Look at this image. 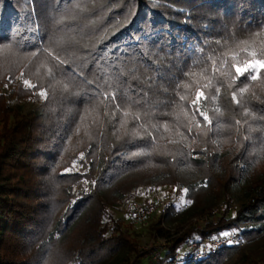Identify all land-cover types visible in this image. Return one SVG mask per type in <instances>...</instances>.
<instances>
[{
    "label": "trees",
    "instance_id": "1",
    "mask_svg": "<svg viewBox=\"0 0 264 264\" xmlns=\"http://www.w3.org/2000/svg\"><path fill=\"white\" fill-rule=\"evenodd\" d=\"M262 48L264 0H0V264H156L123 219L164 188L167 222L205 220L162 256L235 232L182 264H264V70L230 86Z\"/></svg>",
    "mask_w": 264,
    "mask_h": 264
},
{
    "label": "built area",
    "instance_id": "2",
    "mask_svg": "<svg viewBox=\"0 0 264 264\" xmlns=\"http://www.w3.org/2000/svg\"><path fill=\"white\" fill-rule=\"evenodd\" d=\"M168 198H163L160 201H150L146 203H141L139 201H135L131 205V211L129 215L134 222V224H139L146 220L148 216L154 213L155 209L158 205H163ZM228 210H231V206H228ZM213 212H216L214 210ZM169 232V237H159L157 236L158 240L162 243L166 242L167 239H173L176 237V233H172L170 229L167 230ZM231 235L225 237L224 234L215 237H204L199 239L198 241L189 242L184 249V252L175 251L168 256H162L161 251L163 247H156L155 251L153 252L152 258L156 262V264H182L183 260L188 256H191L195 259L204 258L208 254L217 253L221 248H224L228 245H243L241 237L239 234L235 232H229ZM231 240L233 243H228ZM239 241V243H235V241ZM142 244L144 246L143 249H148L147 241H143L141 238Z\"/></svg>",
    "mask_w": 264,
    "mask_h": 264
},
{
    "label": "rangeland",
    "instance_id": "3",
    "mask_svg": "<svg viewBox=\"0 0 264 264\" xmlns=\"http://www.w3.org/2000/svg\"><path fill=\"white\" fill-rule=\"evenodd\" d=\"M164 197L168 198V201H166L163 205H158V207L155 209L154 213H152L150 216H148V218L146 220H144L143 222H141L139 224H135V225L130 223L129 212L131 211V205L133 202L139 201L141 203H146V202H150L153 200L160 201ZM186 203H187V200L184 198L181 190H173L170 188H164L159 192L158 196L153 197L149 200H142L141 198L134 199L130 204V207L128 210V217L124 218L123 220H126L129 222V224L131 226V231L133 234H139L138 235L139 240H141V238H142L143 241L144 240L147 241L148 249L156 248L159 246L164 247V245L166 246V242L161 244V242L157 238L156 231H152L150 229L151 223L153 224V222L158 221V226L155 227L156 229H164V230L170 229V231H172L173 234L175 232H177L176 235H180L181 233H183L185 230L189 229L193 225L199 226L204 222L205 218L199 217L200 215H198V217H196V218H192V219L188 218V219H185L184 221L176 222V223H173V222L170 223V222L166 221L165 216H164L166 214V212H168L170 209H172L174 207L180 208V205L184 207ZM219 203H221V202H219ZM218 205H217L218 206L217 209L221 210V209L227 207L228 203H226V205L225 204H221V205L218 204ZM223 205H225V206L223 207ZM230 206L232 207L231 211H233L235 208L234 205H230ZM215 208L216 207H214L210 211L211 215L214 213L213 212L214 210H217ZM231 211H228V212L230 213ZM142 246H144V245L140 243V248H143ZM242 246H244V244L241 245L240 247H242ZM143 250H145V249H143ZM162 255H164V252ZM143 264H149V263L147 260H145L143 262Z\"/></svg>",
    "mask_w": 264,
    "mask_h": 264
},
{
    "label": "snow or ice",
    "instance_id": "4",
    "mask_svg": "<svg viewBox=\"0 0 264 264\" xmlns=\"http://www.w3.org/2000/svg\"><path fill=\"white\" fill-rule=\"evenodd\" d=\"M259 35V34H257ZM33 56L36 55V52L33 51L31 53ZM49 55L51 56L52 53L49 52ZM259 55L261 56H264V48L260 49V52H259ZM251 56L252 58L251 59H247L244 61V65L243 67H240V66H237V65H233V67L235 68V75H233L231 77V80H232V85L230 86H234L235 85V82L236 80L239 78V77H245L246 79H250L251 81H258L259 79H261V70H264V58H261V59H256L255 57L257 56V52H252L251 53ZM54 59H57L58 63L59 64H63L64 62L62 60H59L58 57H53ZM51 72V70H49ZM218 72H220L219 69H217ZM221 75H227V73H221ZM21 76H23V73H21ZM23 85L27 86V88L31 89V88H35L36 86L33 85V84H30L29 80L27 79H24L22 81ZM88 83H91L90 81H88ZM211 85V82H209V84H206L204 87H209ZM221 85L219 86H214L215 87V95H213L211 97V99L215 100L220 92H221ZM247 91L246 88H238L236 91H233L232 92V101L233 103L237 104V105H240L241 104V100L238 99V93L240 95H243V93H245ZM41 97H46L47 96V93L45 91H40L38 93ZM97 95H99V93H97ZM253 95L255 96V93H253ZM105 98L106 99H110L111 102L113 104L116 105L117 108H119V104L116 103L117 101V96L112 93V94H105ZM202 98H204V92L200 89L197 90V93H196V97L195 99L192 101V105L195 107V112L193 113V116H192V119L195 121V125L196 127H200L201 126V122L199 120H195V115L198 114L200 117L203 118V122H204V127L207 128L209 131H211V125L213 124V120L209 117L207 111H201L200 110V101L202 100ZM258 100L260 99V97H256ZM180 99L181 100H184L186 99L185 96H180ZM264 102V101H262ZM217 112H219V109H216ZM248 110L246 109V112ZM136 119H139V117H136ZM259 119L261 120H264V116H261ZM236 124H240V121H236ZM188 131L189 133H191L192 131V128L189 127L188 128ZM66 171H70V170H66ZM185 191H187V189H185ZM190 202V201H189ZM231 235V233L229 232H225L224 233V236L227 237ZM228 243H233V241L229 240ZM235 243H239V241H235Z\"/></svg>",
    "mask_w": 264,
    "mask_h": 264
}]
</instances>
